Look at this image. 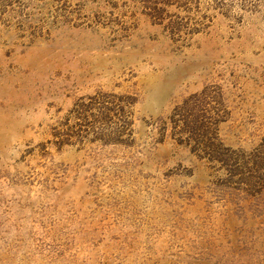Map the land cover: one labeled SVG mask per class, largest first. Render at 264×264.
Returning a JSON list of instances; mask_svg holds the SVG:
<instances>
[{
  "label": "rangeland",
  "instance_id": "374dc122",
  "mask_svg": "<svg viewBox=\"0 0 264 264\" xmlns=\"http://www.w3.org/2000/svg\"><path fill=\"white\" fill-rule=\"evenodd\" d=\"M0 264H264V0H0Z\"/></svg>",
  "mask_w": 264,
  "mask_h": 264
}]
</instances>
